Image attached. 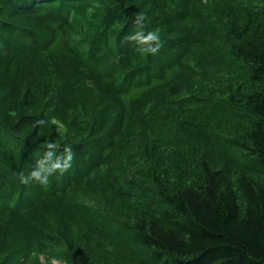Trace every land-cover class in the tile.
<instances>
[{
    "label": "trees",
    "instance_id": "1",
    "mask_svg": "<svg viewBox=\"0 0 264 264\" xmlns=\"http://www.w3.org/2000/svg\"><path fill=\"white\" fill-rule=\"evenodd\" d=\"M213 1L0 0V264H264V0ZM45 140L72 168L19 184Z\"/></svg>",
    "mask_w": 264,
    "mask_h": 264
},
{
    "label": "clouds",
    "instance_id": "2",
    "mask_svg": "<svg viewBox=\"0 0 264 264\" xmlns=\"http://www.w3.org/2000/svg\"><path fill=\"white\" fill-rule=\"evenodd\" d=\"M148 17L144 12L134 14L132 24L134 30L125 39L129 46L140 57L155 56L161 46V32L159 29L146 30ZM45 121L38 120L37 125L43 127ZM51 123L59 125V120L53 118ZM42 133L37 134V138ZM74 150L71 143H64L62 146L54 140H45L43 152L35 155L31 166L27 169L21 168L15 172L16 179L21 185L38 184L47 186L53 176H62L73 166Z\"/></svg>",
    "mask_w": 264,
    "mask_h": 264
},
{
    "label": "rangeland",
    "instance_id": "3",
    "mask_svg": "<svg viewBox=\"0 0 264 264\" xmlns=\"http://www.w3.org/2000/svg\"><path fill=\"white\" fill-rule=\"evenodd\" d=\"M201 5L204 7V9L209 13H215L216 8L214 7L213 0H199ZM101 16L100 17H94V16H88V17H80V18H74L75 24L78 30L82 31L88 38H94L98 36L99 33L102 32L101 29H99L101 22ZM198 60H200L199 53L197 54ZM56 130H62V128L58 127L55 128ZM18 257H15L13 260H15ZM54 264H66L58 258H54ZM16 261V260H15ZM8 264H14V261H9Z\"/></svg>",
    "mask_w": 264,
    "mask_h": 264
}]
</instances>
